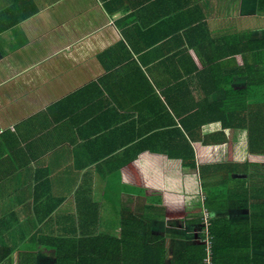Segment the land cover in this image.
<instances>
[{
    "label": "crops",
    "instance_id": "crops-1",
    "mask_svg": "<svg viewBox=\"0 0 264 264\" xmlns=\"http://www.w3.org/2000/svg\"><path fill=\"white\" fill-rule=\"evenodd\" d=\"M244 92L248 105L263 103L264 118V0H0V264L28 256L56 264L45 237L121 236L132 216L155 231L162 224V236L171 224L183 227L179 239L201 236V217L185 216L189 201L181 213L171 201L154 206L175 192L158 175L179 174L157 166L144 183L141 160L159 158L143 153L144 142L186 141L198 151L230 140L235 158L252 160L236 175L247 181L248 203L218 210L227 217L216 226L223 238H232L229 226L261 227L264 203L252 189L264 188V154L244 156L247 130L224 132L232 125L218 121L213 134L192 137L181 124ZM201 194L204 208L202 186Z\"/></svg>",
    "mask_w": 264,
    "mask_h": 264
},
{
    "label": "trees",
    "instance_id": "trees-1",
    "mask_svg": "<svg viewBox=\"0 0 264 264\" xmlns=\"http://www.w3.org/2000/svg\"><path fill=\"white\" fill-rule=\"evenodd\" d=\"M245 94L246 92L228 95L226 101L213 103L207 112L199 108L198 111L185 119L182 118L181 124L192 137L196 131L199 134L200 132H205V135L213 134L214 130L209 124L218 121L222 122L224 126L227 123L232 125V127H224V132L227 129L235 132L237 130L235 126H243L247 130L250 140L244 156H247L249 152L251 154L256 152L254 155H262L264 151H259L261 143L258 144L257 141L259 140L256 139L257 137L263 139L264 118L261 116L263 103L248 105ZM178 115L182 116L181 113ZM193 122H197L195 123L197 126L192 125ZM204 124L208 127L201 131ZM172 134L174 131L170 133V135ZM138 146L142 148L143 153L159 156L158 161L152 162L148 156L141 160L144 183H147L146 180L151 181V169L157 171V166H161L159 169H167L170 173L179 174L158 175V179H168L171 183L169 188L172 186L175 192L163 193L162 201L159 198L155 202L156 205L154 206H158L156 208L167 210L165 208L168 206L166 203L171 201L174 211L179 210L181 213L183 201H185V207L186 201H189V212L185 216L201 217L199 215L203 211L202 186L206 195L205 206L212 212L210 236L214 243L212 258L214 264H264V224L257 227L256 223L254 229L252 226V230L248 224L229 226L228 232L232 233V238H223L222 233L225 229L216 226V220L222 221V218L226 219L227 217L225 212L221 214V211L218 210H227L226 208L232 207L230 206L232 200L239 198L235 205L240 208L247 206L248 201H243V199H247L246 192H249L246 188L247 181L245 178L236 177V175L242 172L248 174L249 168H251V159L235 158V145L230 140L198 143V151H195L193 145L186 141L183 143L165 142L163 144L144 142ZM262 147L264 148V145ZM206 152L217 153V155L225 153L227 157L231 156L230 158L208 159L203 157ZM166 156L167 158H163ZM130 162L133 160L128 161V163ZM160 162H163V165ZM256 162L257 159L253 157V163ZM185 168L191 170L199 168V174L192 172L189 175H182V170ZM257 190L252 189L255 199L263 204L264 188ZM242 191L245 192V195ZM146 208L150 209V206H146ZM252 210L255 211L256 209ZM89 211L95 213L93 220L94 224H97L100 207L94 204L90 206ZM179 215L183 218L181 214ZM133 218L137 217L132 216L131 219L126 218L124 220V224L121 225V236H112L100 231L98 234L93 233L91 236L83 238L62 239L48 236L42 239L41 243L47 246L51 245L56 250V264H165L167 257L166 237L155 235L150 237L151 233L148 231L153 225L150 220L144 217H140L138 220H133ZM177 242L179 243V241ZM191 243H187V248L183 252H177L174 260L176 264H204L206 244L197 241ZM28 259L21 258L20 260L22 264H37L36 257L28 256Z\"/></svg>",
    "mask_w": 264,
    "mask_h": 264
},
{
    "label": "rangeland",
    "instance_id": "rangeland-1",
    "mask_svg": "<svg viewBox=\"0 0 264 264\" xmlns=\"http://www.w3.org/2000/svg\"><path fill=\"white\" fill-rule=\"evenodd\" d=\"M205 200H206V196H205ZM205 210L208 212L209 217H211V214H212L211 210H209V209H205ZM205 210H203L202 212H204ZM200 216H201V223H202V213H200ZM212 220L213 219L211 218V221ZM202 225H203V223H202ZM202 225H200L199 227L200 228L201 227L204 228ZM157 226H158V230L155 231V230L150 229L148 231V232L151 233L150 237L152 235L156 234V233H157V236H162L161 235V230H162V226L163 225L162 224H157ZM178 228H180V229L178 230ZM182 228L183 227H181L178 224H171L169 226V229L168 228L166 229L165 227L163 228V235H164V237L167 236V238H165L166 245H167V257L165 259V261H166L165 264H176L174 260H175L177 252H180V251L183 252L184 250H186L187 243H189V242L194 243L195 241H197V242H200V243H202V242L207 243V241L209 240V241L212 242V245H213V239L210 236V234L208 235L209 237H205L204 236L205 231H202V230L200 232V234L202 233L201 236H196V238H190L192 235H189L186 238L185 234L182 235L180 239L177 238L178 237V233L181 232ZM200 228L196 229V233H197V230H199ZM171 234L175 235L176 237H171L170 236ZM177 241H179V243L180 242H182V243L179 244ZM213 250H214V248H213ZM204 264H214L213 259L212 258L208 259V258L205 257L204 258Z\"/></svg>",
    "mask_w": 264,
    "mask_h": 264
},
{
    "label": "built area",
    "instance_id": "built-area-1",
    "mask_svg": "<svg viewBox=\"0 0 264 264\" xmlns=\"http://www.w3.org/2000/svg\"><path fill=\"white\" fill-rule=\"evenodd\" d=\"M205 209H208L206 207L203 208V210ZM211 217H209L208 215V212L205 210L204 212H202V223H203V227H204V230H205V237H209L208 235L210 234V229H211V226H212V221H211ZM213 239V238H212ZM206 244V258L208 259H211L213 258V253H214V250H213V245H212V242L211 241H207ZM214 244V243H213Z\"/></svg>",
    "mask_w": 264,
    "mask_h": 264
},
{
    "label": "bare ground",
    "instance_id": "bare-ground-1",
    "mask_svg": "<svg viewBox=\"0 0 264 264\" xmlns=\"http://www.w3.org/2000/svg\"><path fill=\"white\" fill-rule=\"evenodd\" d=\"M204 229V228H203ZM205 231V230H204Z\"/></svg>",
    "mask_w": 264,
    "mask_h": 264
}]
</instances>
